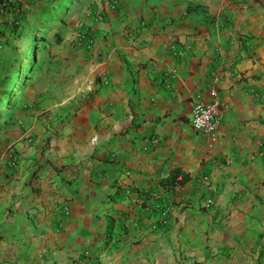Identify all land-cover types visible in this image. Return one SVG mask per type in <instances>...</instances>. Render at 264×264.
<instances>
[{
	"label": "crops",
	"instance_id": "0c3cea01",
	"mask_svg": "<svg viewBox=\"0 0 264 264\" xmlns=\"http://www.w3.org/2000/svg\"><path fill=\"white\" fill-rule=\"evenodd\" d=\"M81 1L2 119L0 264H264V0Z\"/></svg>",
	"mask_w": 264,
	"mask_h": 264
},
{
	"label": "rangeland",
	"instance_id": "374dc122",
	"mask_svg": "<svg viewBox=\"0 0 264 264\" xmlns=\"http://www.w3.org/2000/svg\"><path fill=\"white\" fill-rule=\"evenodd\" d=\"M24 12L20 17L22 23V35L18 39L7 41L5 36L6 21L13 18L12 12H6L0 17V80L6 75V68L18 66L20 73L27 68L33 67L38 58V49L42 46V41H46L54 34L55 30L64 32L70 30L72 20L80 14L81 0H20ZM59 10L56 19H40L36 24L34 18L37 15H49ZM102 11L94 10L93 16L102 15ZM36 24V25H35ZM33 27V28H31ZM40 27V28H39ZM86 30L83 23H77L74 30ZM58 34V33H56ZM28 73V72H27ZM25 76V75H24ZM8 113L0 112V124Z\"/></svg>",
	"mask_w": 264,
	"mask_h": 264
},
{
	"label": "trees",
	"instance_id": "16d2710c",
	"mask_svg": "<svg viewBox=\"0 0 264 264\" xmlns=\"http://www.w3.org/2000/svg\"><path fill=\"white\" fill-rule=\"evenodd\" d=\"M6 12H12L13 15L10 21H6L5 32L7 41L11 42V39H18L23 33L22 23L20 21V17L24 12L22 2H20V0H0V17ZM59 13V10H55L54 13L48 16L37 15L34 20L37 24L40 19L47 20L49 17L50 20L56 19ZM31 72L32 67L27 68L23 73H20L18 66H13L12 64L9 68H6V75L0 80V112L5 113L13 109L16 99L22 93ZM189 178L190 176L188 173L175 167L172 168L167 175L161 177L159 183L166 189H173L176 186L184 184Z\"/></svg>",
	"mask_w": 264,
	"mask_h": 264
},
{
	"label": "built area",
	"instance_id": "2783aa9c",
	"mask_svg": "<svg viewBox=\"0 0 264 264\" xmlns=\"http://www.w3.org/2000/svg\"><path fill=\"white\" fill-rule=\"evenodd\" d=\"M113 4V3H112ZM115 5V4H114ZM97 21L102 20V15L96 17ZM73 41L78 47H87L90 48L93 46L94 39L88 30L76 31L73 36ZM170 48L172 53L177 56H182L183 51L176 48L175 44L171 43ZM107 79H104L106 82ZM221 120V108L220 101L216 93H214L213 99L207 103L197 102L193 105L191 110V126L194 130L199 131L207 135H215ZM154 142H157V139H153ZM128 173V172H126ZM206 179V178H205ZM212 199H206L204 202L205 207L212 205ZM65 213H68V209H64ZM89 255L88 250L82 252V257L77 259L74 264H87L86 260Z\"/></svg>",
	"mask_w": 264,
	"mask_h": 264
}]
</instances>
